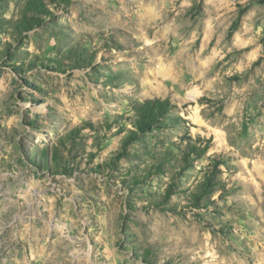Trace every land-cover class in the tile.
<instances>
[{
    "label": "rangeland",
    "instance_id": "rangeland-1",
    "mask_svg": "<svg viewBox=\"0 0 264 264\" xmlns=\"http://www.w3.org/2000/svg\"><path fill=\"white\" fill-rule=\"evenodd\" d=\"M27 1L0 4V264H264V0H52L18 35ZM149 99L168 126L128 143Z\"/></svg>",
    "mask_w": 264,
    "mask_h": 264
},
{
    "label": "trees",
    "instance_id": "trees-1",
    "mask_svg": "<svg viewBox=\"0 0 264 264\" xmlns=\"http://www.w3.org/2000/svg\"><path fill=\"white\" fill-rule=\"evenodd\" d=\"M10 0H0V4ZM52 0H28L22 11V18L15 26V32L18 35H23L34 31L35 29L41 28L47 21V19L52 16L50 10L49 2ZM242 14H239L238 21H236L231 29L230 34L232 35L239 26L240 18ZM174 110V106L169 100L161 99H149L142 104H137L134 106L135 118L131 122L132 127L135 131L129 132L127 137L128 143L135 142L139 139L141 135H146L155 130H162L168 126L167 120L171 117V113ZM193 154H197V157L203 155L200 148H193ZM190 155L184 160L188 163ZM54 158L58 161V157L55 155ZM188 169L187 167H185ZM213 186L212 178L207 179L204 183L203 189L206 191L211 190Z\"/></svg>",
    "mask_w": 264,
    "mask_h": 264
}]
</instances>
